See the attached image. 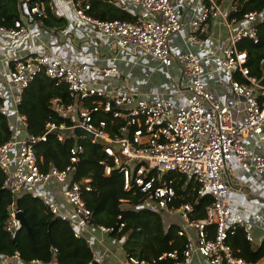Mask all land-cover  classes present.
Returning <instances> with one entry per match:
<instances>
[{
  "label": "built area",
  "instance_id": "obj_1",
  "mask_svg": "<svg viewBox=\"0 0 264 264\" xmlns=\"http://www.w3.org/2000/svg\"><path fill=\"white\" fill-rule=\"evenodd\" d=\"M130 1L139 9L133 13L132 21L92 18L73 4L77 22L86 25L82 36L97 35L106 46L112 47L111 64H105L104 58L81 49H76V56L71 60L53 56L45 49L12 55L11 65L3 73L9 103L0 107V112L9 117L12 131V137L0 143V170L4 187L12 198L6 206L3 230L13 233L19 227L17 213L20 210L14 202L23 193L40 196L49 205L51 213L60 215L49 197L41 193L49 184L61 185V194L73 214L87 222L90 213L80 197L81 188L71 181L73 164L82 151L77 142L80 137L73 134V129L80 127L91 134L89 141L100 144L102 152L111 160L112 166L105 165L104 173L108 174L111 169L120 171L123 189L138 187L147 194L145 205L163 210L172 202L175 194L173 178L166 176L169 172L192 177L197 183L196 194L211 196L201 219L188 218L189 204L166 210L180 218L177 235L187 240L183 250L162 253L150 261L128 257V263L189 264L192 255L197 254L207 264H247L231 252L225 239L236 226L242 229L244 238L252 242L250 222L234 216L223 196L228 188L226 175L231 158L242 170L254 171L259 178H264V152L253 153L245 143L249 136L264 142V100H259L264 98V83L249 74L244 65L245 51L237 49L241 39L256 42V24L264 21V8L245 13L240 21H228L226 11L215 0H201L198 12L188 21L184 49L173 52L169 41L181 28L176 2ZM29 13L39 16L41 9L34 5L29 8ZM217 18L226 26L227 32L217 59L219 70L227 79L228 96L224 100L207 87V72L201 58L192 50L203 41L197 35L206 33L208 25ZM28 25L23 22H15L10 28L0 25V34L19 41L27 37ZM120 54L150 58L164 67L176 64L188 83L186 101L174 102L162 96L151 98L133 91L123 82L121 71L114 64ZM4 58H7L6 54ZM234 71L240 79L232 77ZM39 73L55 85L66 86L70 102L62 106L58 104V98H52L50 103L69 123L48 120L40 135L25 133L23 137H16L17 126L25 130V117L16 113V105L23 89ZM48 135L58 142L70 136L73 143L64 167L58 169L50 165L42 171L32 144L45 141ZM236 209L240 211L242 207ZM69 221L72 224L73 220ZM208 225H213L211 236L207 235ZM121 226L119 224V228ZM96 228L103 233L109 232L104 226ZM73 236L78 237L76 231ZM11 260L23 264L17 252L10 257L1 256L0 264H9ZM26 264L50 263L33 259Z\"/></svg>",
  "mask_w": 264,
  "mask_h": 264
},
{
  "label": "trees",
  "instance_id": "obj_2",
  "mask_svg": "<svg viewBox=\"0 0 264 264\" xmlns=\"http://www.w3.org/2000/svg\"><path fill=\"white\" fill-rule=\"evenodd\" d=\"M220 6L224 0H215ZM74 7L82 8L83 12L99 20H127L134 19L133 14L115 5L110 0H73ZM38 6L41 14L29 13V8ZM84 5L88 8L84 9ZM264 8V0H230L226 11L228 21H240L243 15L250 11ZM25 18V20H23ZM37 23L43 29L51 32L62 31L66 26V19L56 15L51 10V0H0V25L13 27L15 22ZM28 24V23H27ZM30 25V24H29ZM210 24L208 25L209 30ZM207 30V32H208ZM257 40L241 39L237 42V49L244 50L246 55L245 67L251 76L262 79L264 75V21L256 24ZM207 32L198 34L201 40H206ZM232 77L240 79L237 71ZM58 98V104L65 106L70 102L68 91L64 84L55 85L54 82L37 74L23 89L21 100L16 105V113L25 117V132L38 136L43 132L46 121H65L52 108L50 100ZM259 100H264L260 98ZM5 98L0 94V107L6 105ZM9 117L0 112V143L12 137ZM82 151L73 164L71 181L81 188L80 197L89 210L87 222L94 226H104L109 229L108 236L122 239V248L126 258L150 261L162 253L184 249L187 240L177 235L179 225L168 223L163 226L162 216L168 209H176L189 204L190 220L201 219L204 208L211 202L209 194H196L197 183L190 176L172 174V187L175 197L167 207L161 211L145 205L147 194L138 187L123 189V177L117 169L104 173V166H112L111 160L102 152L101 145L92 143L80 137L77 141ZM73 138L67 136L58 142L52 135L45 141H36L33 146L36 161L40 170H46L50 165L60 169L68 163L69 147ZM84 187H88L87 190ZM12 201L11 195L4 187V177L0 170V257L12 256L18 253L21 263L26 264L36 259L52 264H101L93 258L92 250L87 241L73 236L71 222L61 215L51 213L49 205L38 195L23 193L15 198V206L23 214L31 229L29 236L25 229L19 227L8 233L3 230L6 220V206ZM119 224L122 226L119 228ZM207 235L213 233V225L206 226ZM225 242L231 252L241 257L247 264H254L264 260V237L256 245L244 238L241 228L233 227Z\"/></svg>",
  "mask_w": 264,
  "mask_h": 264
},
{
  "label": "crops",
  "instance_id": "obj_3",
  "mask_svg": "<svg viewBox=\"0 0 264 264\" xmlns=\"http://www.w3.org/2000/svg\"><path fill=\"white\" fill-rule=\"evenodd\" d=\"M115 5L123 8L130 14L138 11L137 5L130 0H110ZM177 4L178 17L181 22V28L178 35H174L169 41V47L173 52L184 49V38L189 32L188 21L198 12L201 0H173ZM227 0L222 2V8L226 9ZM51 10L54 14L63 16L66 19V26L57 33L51 32V29H43L37 23H29V33L27 37L17 41L0 34V79L3 80V73L10 67L12 55H22L29 50L40 51L45 49L53 56L64 60L73 59L76 49L93 52L104 58L105 64H111L109 56L112 53V47L105 45V41L97 35L83 37L84 33L79 31L85 24L77 22L73 13L72 0H51ZM25 20V18H24ZM79 26V29L77 28ZM226 26L217 18L214 19L207 32V38L199 44L193 46V52L201 58L206 73L205 83L207 87L214 92L219 99L224 100L227 94L226 75L219 70L217 59L220 54V48L226 40ZM81 30V29H80ZM71 38L67 41L65 33ZM53 41L62 42L64 45L57 46ZM45 44V45H44ZM55 47V48H54ZM5 54L7 58L5 59ZM79 56V55H78ZM89 55L86 56L88 59ZM114 64L121 71V79L133 91L139 95L151 98L165 97L174 102H185L188 97L187 80L182 77L176 64L164 67L157 64L154 60L146 57H134L130 55H118ZM5 81L3 80L2 83ZM4 87V84L3 86ZM25 130L17 126L16 137H23ZM249 151L253 153L264 152V142L257 141L253 136H249L245 141ZM233 166L229 165L226 175L227 192L231 188L229 202L230 209L234 216L247 219L250 222L252 233V244L256 245L264 237V185L254 171L246 172L238 167L236 161H232ZM62 186L59 184H49L42 188V194L49 197L50 203L54 205L59 214L66 219L73 220V230L77 232L78 237L88 242L93 258L101 264H130L126 260L122 248V239H116L100 232L96 227L89 225L84 220L78 219L72 212L70 206L61 194ZM225 200V199H224ZM237 206L242 207L239 211ZM179 224V223H178ZM181 225V224H180ZM9 264H15L9 261ZM52 264V263H50ZM189 264H207L204 259L197 254H193ZM254 264H264L260 259Z\"/></svg>",
  "mask_w": 264,
  "mask_h": 264
},
{
  "label": "rangeland",
  "instance_id": "obj_4",
  "mask_svg": "<svg viewBox=\"0 0 264 264\" xmlns=\"http://www.w3.org/2000/svg\"><path fill=\"white\" fill-rule=\"evenodd\" d=\"M226 4L228 3H230V0H227L226 2H225ZM77 28L79 29V26H77ZM81 29V30H80ZM79 29V31H82V32H85V27H81ZM67 32V31H66ZM65 35V39L68 41L70 38H71V36H68V32L67 33H65L64 34ZM89 36V35H88ZM89 41L90 42H93V39L91 38V36H89ZM54 43H55V45H57V46H62V45H64V43H62V42H57V41H53ZM55 48V47H54ZM3 77V76H2ZM1 78V77H0ZM3 80L2 79H0V94L5 98V100H6V102L8 101V99H9V95L7 94V91H6V88L5 87H2L3 86ZM7 97V98H6ZM8 103H9V101H8ZM234 159L233 158H231L230 160H229V165H231V166H233V163H232V161H233ZM237 164V163H236ZM238 165V164H237ZM239 167V166H238ZM240 168V167H239ZM262 179H264V178H262ZM260 182H261V184H263L264 185V181L263 180H260ZM230 191H232V189L230 188L229 189V192H226L225 194H224V196H223V198L225 199L224 201H225V203L226 204H229V202L231 201V197H230ZM162 221H163V226H166L168 223H176V224H178V225H180L181 224V221H180V218H179V216L176 214V213H174V214H169V213H166V212H164L163 213V216H162Z\"/></svg>",
  "mask_w": 264,
  "mask_h": 264
},
{
  "label": "water",
  "instance_id": "obj_5",
  "mask_svg": "<svg viewBox=\"0 0 264 264\" xmlns=\"http://www.w3.org/2000/svg\"><path fill=\"white\" fill-rule=\"evenodd\" d=\"M260 82L262 84L264 83V77L260 80ZM73 134L77 137H82V138H85L88 140L91 139V134H89L88 132H86L85 130H83L80 127L74 128ZM159 211H161V210H159ZM17 217L19 219L20 225L25 229L26 233L30 236L31 235V229L28 226L27 222L25 221L23 214L20 211L17 213Z\"/></svg>",
  "mask_w": 264,
  "mask_h": 264
}]
</instances>
